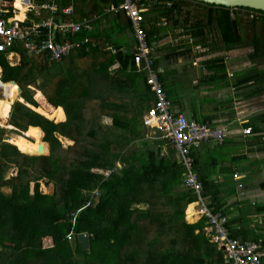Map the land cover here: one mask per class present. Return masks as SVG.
Masks as SVG:
<instances>
[{
    "label": "trees",
    "instance_id": "obj_1",
    "mask_svg": "<svg viewBox=\"0 0 264 264\" xmlns=\"http://www.w3.org/2000/svg\"><path fill=\"white\" fill-rule=\"evenodd\" d=\"M141 2L148 7L144 14L145 38L153 47L155 68L189 54L191 48L215 51L238 46L231 26L233 20L238 25L237 11L264 16L250 9L191 0ZM118 3L74 0L76 19L96 17L93 32L85 30L76 38L69 37L71 42H87V38L88 42L58 61L50 60L47 53H28L25 44L41 41L32 34L15 40L10 49L19 54L18 65H8L3 61L6 53L0 55L1 80L16 82L23 101L2 106L3 123L11 106L7 126L12 129L8 130L34 143L42 136L41 129L49 149L46 156L23 154L7 142L6 129L0 128V264H229L223 251L203 232L206 219L195 224L185 221V209L195 201V195L182 186L184 168L175 156L174 145L159 137L160 132L151 140L149 129L142 126L152 92L146 85L145 72L137 73L133 63L135 37L132 55L120 48L123 40L114 38L115 33L131 25L129 21L121 24L120 14L114 18L105 14ZM189 3L208 8L204 25L190 11ZM161 18L166 19V25L159 24ZM215 28L218 42L209 44ZM168 29L180 31L191 42L161 46ZM106 45L121 50L112 55ZM217 62L212 66L223 68ZM111 67L115 70L109 72ZM160 81L168 98L177 82L165 85L163 78ZM31 85L35 86L30 87L34 96L28 89ZM17 90L16 86L13 95ZM258 122L246 126L258 131ZM59 138L73 144L64 148ZM208 142L190 149L193 170L203 194L209 197L208 207L229 217V237L263 242L264 204L250 203L252 208L238 209L235 207L241 206V201L227 205L237 195L232 175L246 168L237 167L235 171L222 167L214 175L216 166L210 157L205 161L202 152L206 147L210 150ZM242 159L244 156L233 160ZM116 163L122 166L119 170H113ZM206 166L213 168L211 173ZM12 169L16 174L8 177ZM226 174L231 178L219 181ZM253 174L254 168L249 175ZM40 183L52 185V193H42ZM3 188L11 192L4 194ZM259 188L264 189V182ZM252 217L261 219L249 227ZM256 230L260 232L256 234ZM79 233L88 234L87 250L77 241Z\"/></svg>",
    "mask_w": 264,
    "mask_h": 264
},
{
    "label": "crops",
    "instance_id": "obj_2",
    "mask_svg": "<svg viewBox=\"0 0 264 264\" xmlns=\"http://www.w3.org/2000/svg\"><path fill=\"white\" fill-rule=\"evenodd\" d=\"M69 1V4H66ZM20 0V4L17 3L16 0H7L5 3V14L9 20H16L19 22L20 26L23 30H33L37 31V40H51L55 43H65L71 42L69 37L76 38V34H81L85 30L87 33L93 32L92 23L96 20V17H93L95 20L89 19L88 17H84L82 19H76L74 16V0ZM176 1V0H175ZM192 5V8H188L191 12H195V16L198 11H194L193 7H199L200 4L189 3ZM120 5L119 3L114 6L111 5L108 10L105 11V14H110V18H114V15L120 14L121 24L127 23L129 21L124 13L118 11L116 13L110 11L112 7H117ZM16 6V7H15ZM72 7V12L69 15L63 13V10L67 7ZM206 12L208 8L204 5ZM19 8V9H18ZM21 9V10H20ZM186 10V9H185ZM211 10V8H209ZM24 11V12H23ZM242 11L241 17L240 11H237V19H238V33H239V41L236 42L240 44L236 47L225 49L224 47L218 48L215 51H209L207 48H191V52L185 56H180L174 58L172 60L167 61L164 65H160L159 68L161 72L159 74L160 80L163 78L165 85H169L172 82H177V86H185L189 85L193 88H196L197 98L202 99L201 97L211 96L213 95L215 98L208 102V104H204V100H200L201 106L199 110L194 106V95L189 93L179 94L176 98L173 94V91L177 89V86L171 90L170 96L168 97L171 102V109L176 114H183L186 117L192 118L196 122L200 124H207L214 128L222 129L226 133L227 139L222 143H215L209 141L208 143L211 145L213 149L216 147L227 148L229 150L228 154H215L214 157L211 155L205 156V161L210 157L212 165L216 166L215 171H213L214 175L217 171H219L222 167L228 168L230 170H235V164H238L240 167H245V173L248 175L251 173V169L254 168L256 174L255 177H264V16L254 17L252 12ZM20 12L23 13V16H20ZM74 16V17H73ZM18 17L22 19H18ZM230 17H233V12L230 11ZM183 19V17H182ZM203 19V18H202ZM52 23L54 25H80L82 28L78 33L71 32H62L56 30L54 27L52 29H48V23ZM86 23L87 27H83V24ZM206 22L202 23L204 25ZM102 24V23H101ZM146 24V21H145ZM167 24V22H166ZM168 25H170L168 23ZM167 25V26H168ZM201 25V26H202ZM103 26H106L103 24ZM202 26L201 28H204ZM170 30V29H168ZM212 30V28H211ZM218 30V29H213ZM107 31H111V29H107ZM173 31V30H172ZM178 31V30H174ZM205 32H209L208 30H204ZM113 32V31H111ZM212 32V31H211ZM178 33V32H177ZM218 33V32H217ZM215 35V32H214ZM124 36L127 39V45L123 44V47H120L123 50H128V53L132 55L133 49V41H134V32L132 27L125 29L121 33H115L114 38L116 40H123ZM164 39V38H163ZM215 42H218L217 37H214ZM256 39L258 42L256 43ZM188 42L189 38H187ZM210 38H208L209 44L211 43ZM126 41V40H124ZM75 43H79L80 47L88 42L82 41H72ZM164 45L176 44L171 40L164 41ZM79 47V48H80ZM78 48V49H79ZM107 50L111 52L112 55H115L120 48L115 50V48L106 45ZM255 48H257L255 50ZM77 49V48H76ZM74 49V50H76ZM73 50V51H74ZM197 55H194V54ZM220 55H218V54ZM256 54L255 57L251 58L253 54ZM12 56L7 57L5 59L9 62L8 65L16 66L20 62V56L18 53L11 51ZM224 55V56H223ZM221 56V57H220ZM182 63L185 61L186 63L181 65L179 68L182 70V73H179V68L175 62L179 61ZM217 64L223 65V68H217L216 66H212L215 64L213 62L217 61ZM213 61V62H212ZM210 62V64H209ZM229 62V64H228ZM209 64V65H208ZM185 65H189L187 68ZM212 67V68H211ZM196 69V72L194 71ZM199 72L198 75V70ZM115 70V67L109 68V72ZM2 67H1V76H2ZM137 72V71H136ZM138 73V72H137ZM144 73V72H143ZM146 75V73H144ZM210 78H214L213 82H209ZM1 79V77H0ZM162 82V81H161ZM3 84H9L10 82ZM3 85L0 86V93L3 95ZM208 87L207 91L204 89ZM190 88V87H189ZM203 88V89H201ZM194 91L192 88H190ZM150 90V89H149ZM166 92V91H165ZM21 95V94H20ZM20 95H17L20 98ZM202 95V96H201ZM151 101L149 102V107L153 106L155 102V97L152 93ZM2 99V98H1ZM21 99V98H20ZM22 100V99H21ZM216 100V101H215ZM19 101V100H17ZM207 101V100H206ZM23 102V101H19ZM188 105V106H187ZM198 105V103H197ZM227 105V106H226ZM204 107L208 108L210 111L219 110L218 114H204ZM61 108V107H58ZM62 109V108H61ZM203 109V110H202ZM198 110V111H197ZM10 111V109H9ZM8 111V112H9ZM63 111V110H62ZM216 118H211L215 116ZM239 116H245V123L237 122ZM8 117V115H7ZM6 117V118H7ZM208 118H210L209 121ZM204 121V122H201ZM252 121L258 122V131H255L253 127L246 126L250 125ZM246 126V127H245ZM250 127L252 130V135L245 136L242 134V130L244 128ZM260 137V140L257 138ZM255 138V139H254ZM175 156L179 161L180 165L184 168V174L186 172V168L182 165L179 160L177 153L175 151ZM191 156V155H190ZM244 159L234 161L233 159L236 157H242ZM192 160V171L198 178V175L193 170V158ZM209 173L212 171L211 166H206ZM259 169V171H257ZM236 171V170H235ZM234 175H238L239 179H233ZM247 175L244 173H237L232 175V179L237 183L236 188H238L243 184V178ZM224 176V178H223ZM220 177L219 181H224L226 178H231L230 175H223ZM252 176V175H250ZM215 177V176H212ZM256 178V179H259ZM263 179H261L262 181ZM199 181V179H198ZM240 181V182H238ZM241 185H238V184ZM262 183V182H260ZM243 187V188H242ZM241 188L244 190L238 191L236 195V199L233 202L240 199V197L246 200L251 201V204H254V200L249 199V192L254 195L258 193L253 188H249L246 190L245 185ZM238 190V189H237ZM251 190V191H250ZM262 190V189H260ZM264 191V189L262 190ZM247 192V193H246ZM247 194V195H246ZM259 195V194H258ZM202 197H206L203 192H201ZM209 199V197H206ZM232 202V203H233ZM192 209V207H191ZM212 209V208H211ZM193 211V209H192ZM193 214V213H192ZM196 218V221L193 223H197L199 220V216L195 214L192 215ZM187 218V217H186ZM198 220V221H197ZM186 221V220H185ZM187 222V221H186ZM250 222V221H249ZM248 222V223H249ZM264 247V240L261 242ZM261 264H264V258Z\"/></svg>",
    "mask_w": 264,
    "mask_h": 264
},
{
    "label": "built area",
    "instance_id": "obj_3",
    "mask_svg": "<svg viewBox=\"0 0 264 264\" xmlns=\"http://www.w3.org/2000/svg\"><path fill=\"white\" fill-rule=\"evenodd\" d=\"M119 1L120 5L112 7L110 11L114 13L121 11L129 20L136 39V47L133 54L135 69L137 72L146 73V85L155 97L153 107L143 116V124L151 129L153 133L160 132L159 137L167 139L169 143L174 145L179 160L186 168L182 186L195 195V202L192 203L194 213H192L199 216V220L206 219L203 232L210 238L211 242L217 245V249L223 251L225 262L231 264H260V260L264 258L263 244L261 242H243L229 237V231L226 226L229 217H223L219 212L213 213L212 209L205 204L201 196V183L192 171L190 149L198 146L201 142L222 143L227 139L225 131L207 124H200L192 118L172 111L171 102L167 98L159 78L161 69L154 67L153 47L148 44L145 38L144 14L148 11V7L141 2L142 0ZM5 3L6 0H0V55L6 53L9 58L12 56L10 49L13 48L15 40H21L24 36L28 37L30 34L37 36L38 32L34 31L35 29L23 30L18 21L9 20L4 15L6 13L4 9ZM71 12V6L63 10L66 15L71 14ZM252 15L254 17L261 16L256 13H252ZM159 24L166 25V19L161 18ZM47 26L49 27L48 29L54 27L56 30L71 33H78L82 28L80 25H54L50 22ZM83 27H87L86 23L83 24ZM79 46L75 42L55 43L49 39L42 40L39 43L28 42L25 44L29 54L36 56L41 53H47L49 59L53 61H58L69 55ZM2 85L4 84L0 79V86ZM242 134L245 136L252 135L251 128H244ZM233 179H239V176L234 175Z\"/></svg>",
    "mask_w": 264,
    "mask_h": 264
},
{
    "label": "rangeland",
    "instance_id": "obj_4",
    "mask_svg": "<svg viewBox=\"0 0 264 264\" xmlns=\"http://www.w3.org/2000/svg\"><path fill=\"white\" fill-rule=\"evenodd\" d=\"M191 5V4H190ZM191 7H192V5H191ZM194 8V11H198V13H197V15H198V17L196 18V19H198L199 21H201V23H204L205 22V20H206V9H205V7H203L202 5L201 6H199V7H193ZM241 15V17H244V15H242L243 13H242V11H240L239 12ZM194 14H195V12H194ZM203 18V19H202ZM191 22H194L195 21V19L193 18L192 20H190ZM190 22V23H191ZM178 32V33H177ZM213 32H215V35L213 36L212 35V37H217V39H219V37H218V34H217V32L214 30ZM211 37V38H212ZM187 36L185 35V34H183V33H181L180 31H172V30H167V36L164 38V40L163 41H167V40H171L173 43H184L185 41H188L187 40ZM120 40V39H119ZM124 40H126V41H124ZM214 40L215 39H210L209 41L212 43V42H214ZM123 44H125V46L127 45V39H126V37L124 36V38H123ZM164 44L162 43L161 44V46H163ZM218 54V53H217ZM194 55H197L196 53L194 54ZM218 55H220V54H218ZM224 56V55H223ZM221 57V56H220ZM176 63V65L178 66V68L181 66V65H183V64H185L186 62L185 61H183L182 63H180V60L179 61H177V62H175ZM228 64H229V62H228ZM189 65H185V67L187 68ZM198 70V69H197ZM194 71L196 72V69H194ZM199 70H198V75H199ZM179 73H182V70L179 68ZM201 73V72H200ZM30 87L31 88H35V86H33V85H31V86H29L28 87V89H29V91L31 92V90H30ZM192 88L194 91H192L190 88ZM15 89H16V87H15ZM201 89H203V88H201ZM207 89H209L208 87H206L205 89H204V91H207ZM196 93V96H195V98H194V106L199 110V108H200V106H201V102H200V100H204L203 101V103L204 104H208V102L209 101H211V100H214V96L213 95H211V96H206V95H204V96H202L201 98L202 99H199V98H197V92H196V88H193V87H191L190 85L188 86V87H185V86H178L177 87V89L176 90H174L173 91V94L175 95V96H173V98H176L177 97V95H179V94H185V93H189V94H191V95H194V93ZM32 93V92H31ZM33 94V93H32ZM18 90L15 92V95H13V101H12V103L15 101V100H19V101H22L20 98H18ZM33 96H34V94H33ZM17 97V98H16ZM4 98L3 96H2V94L0 93V100H2V99ZM33 99H34V97H33ZM35 100V99H34ZM207 100V101H206ZM216 101V100H215ZM5 104H8V105H10V104H12V103H6V102H4ZM2 104V106L3 105H5V104ZM197 103H198V105H197ZM154 105V104H153ZM2 106H1V108H2ZM188 106V105H187ZM227 106V105H226ZM30 107V106H29ZM38 107V106H37ZM151 107H153V106H151ZM151 107H149L145 112H144V115H146L147 114V111L151 108ZM0 108V109H1ZM31 108V110H32V107H30ZM10 109V108H9ZM204 109V111H203V113L204 114H208V115H210V114H218L219 113V110H217L216 112L215 111H210V110H208V108H206V107H204L203 108ZM202 109V110H203ZM197 110V111H198ZM33 111H35V110H33ZM10 112V111H9ZM9 112L7 113V115H8V117L6 118V121H5V123H0L1 125H3V126H0V128H3V129H6V133H5V136H6V138H14V137H17V135H15L14 134V132H12L11 130H8V129H12V128H8L9 126H7V122H8V118H9ZM36 113H38L37 111H35ZM40 114V113H39ZM41 115V114H40ZM54 115V114H53ZM52 115V116H53ZM185 116H187V115H185ZM45 117V116H44ZM48 119V118H47ZM246 119H248V118H246L245 116H239L238 117V120H237V122H241V123H245V120ZM50 120V119H49ZM64 120H65V118H64ZM63 120V121H64ZM53 122H54V120H52ZM62 121V122H63ZM54 123H61V122H54ZM148 135H149V137L151 138V140H153L154 138V133L151 131V129H149L148 130ZM42 137V136H41ZM8 140V139H7ZM59 140L61 141V144H62V146L64 147V148H66V147H68V146H71L72 144H73V142H71V141H69V140H67V139H64V138H59ZM8 142V141H7ZM42 142H43V138H42ZM67 142H69V143H67ZM9 143V142H8ZM47 148H48V146H47ZM20 152V151H19ZM202 152H203V155H208V154H210L211 153V155L212 156H214L215 154H223V155H225V154H228V152H229V150L227 149V148H224V147H221V148H219L218 149V147H216L214 150L212 149V147L210 148V150L208 149V147H206L205 148V150H203L202 149ZM235 165H237L236 166V168L237 167H240L238 164H235ZM115 167H116V169H113V170H119L122 166L120 165V164H118V163H116L115 164ZM241 168V167H240ZM108 173V172H107ZM238 173H244L245 175H247L246 173H245V171H243V172H238ZM16 174V172H15V169H12V170H10L9 172H8V177L9 176H14ZM223 178H224V176H223ZM256 178H259V177H255L254 175H252V176H250L249 174L245 177V178H243L244 180L242 181L243 182V184L238 188V186H237V188H236V191H237V193H238V191L240 192V190H243L242 188V186L243 185H245V188H246V190L248 189V187L249 188H253V189H255L256 191H258V193L256 194V195H254V194H252L251 195V193L249 192V196H248V198L249 199H252V200H254V202L256 203V204H264V191H262V190H260V188H259V183L260 182H264V177H261V178H259V179H256ZM261 179H263L262 181H261ZM234 181V180H233ZM238 182H240V181H238ZM239 185V184H238ZM246 185L248 186V187H246ZM242 187V188H241ZM238 189V190H237ZM40 190H41V192L42 193H44V194H51L52 193V190H53V188H52V185H45L44 183H40ZM1 191L4 193V194H9L11 191L9 190V189H7V188H3V189H1ZM244 191V190H243ZM251 191V190H250ZM247 193V192H246ZM259 194V195H258ZM247 195V194H246ZM243 197V196H242ZM242 197H240V199H238L237 201H241V206L240 205H238L237 207H235V209H238L239 207H244V208H252V206L250 205V201L249 200H246L245 199V197L244 198H242ZM203 200H204V202H205V204H207V205H209L210 203H209V199L208 198H204L203 197ZM233 200H235L234 199V197H232L230 200H229V203L227 204L228 206L230 205V203L231 202H233ZM235 202V201H234ZM142 208H144V207H142ZM188 208V207H187ZM186 208V209H187ZM185 209V220H186V217H187V210ZM194 210V209H193ZM193 212V211H192ZM194 213V212H193ZM196 215V214H195ZM197 216V215H196ZM193 221H191L190 223L189 222H187L188 224H193L195 221H196V218L193 216V218H192V216L190 217ZM258 218V219H257ZM252 219V221L251 220H249L248 222V226L249 227H253L254 226V223L256 224L257 222H258V220H260L261 218H259V217H252L251 218ZM248 220V219H247ZM198 221V220H197ZM263 228H264V226H263ZM260 231L259 230H256L255 231V233L257 234V233H259ZM44 241H46V240H44ZM262 261H263V258L260 260V264L262 263ZM229 264H231V263H229Z\"/></svg>",
    "mask_w": 264,
    "mask_h": 264
},
{
    "label": "water",
    "instance_id": "obj_5",
    "mask_svg": "<svg viewBox=\"0 0 264 264\" xmlns=\"http://www.w3.org/2000/svg\"><path fill=\"white\" fill-rule=\"evenodd\" d=\"M195 2H201L207 5H215V6H221L224 8H244V9H250L254 11H259L264 13V0H191ZM232 30H233V35L235 37V40L238 42L239 41V33H238V27L236 21L231 22ZM10 84H15L18 87V95L22 93L21 88L16 84V82L11 81ZM15 100L11 106L16 102ZM10 106V108H11ZM35 107H32L34 109ZM39 129V128H38ZM42 133V138L44 136V133L42 132L41 129H39ZM44 143V142H42ZM47 145V143H45ZM48 146V145H47ZM39 151H41V147H39ZM49 154V149L47 150V154ZM44 155V156H46ZM32 156V155H30ZM33 156H39V155H33ZM77 241L78 243L81 244L83 249L87 250L89 247V239H88V234L87 233H79L77 236Z\"/></svg>",
    "mask_w": 264,
    "mask_h": 264
},
{
    "label": "bare ground",
    "instance_id": "obj_6",
    "mask_svg": "<svg viewBox=\"0 0 264 264\" xmlns=\"http://www.w3.org/2000/svg\"><path fill=\"white\" fill-rule=\"evenodd\" d=\"M16 1H17V3L20 4V0H16ZM20 19H22V18L20 17ZM3 61L9 63L7 60H3ZM15 87H16L15 84H10V83L3 85L2 88L4 91L3 92L4 98L2 100H0V108L4 102L12 103V101H13V90L15 89ZM33 110H35V108ZM46 118H49V117H46ZM53 118L54 117H52V119ZM0 123H3V119L1 116H0ZM7 141L10 144L14 145L21 153L26 154V155H46L47 154L48 148H47V145L45 143H42V137H38L34 143H30L29 141H27L21 137H18V136L14 137V138H9ZM67 143H69V142H67ZM39 147H41V151H39ZM192 215H193L192 209L190 206L187 208V218H186L187 222L193 221L190 218Z\"/></svg>",
    "mask_w": 264,
    "mask_h": 264
},
{
    "label": "clouds",
    "instance_id": "obj_7",
    "mask_svg": "<svg viewBox=\"0 0 264 264\" xmlns=\"http://www.w3.org/2000/svg\"><path fill=\"white\" fill-rule=\"evenodd\" d=\"M166 96H167V95H166ZM143 116H144V115H143ZM143 116H142V126L145 127V125L143 124ZM145 128H147V127H145ZM147 129H149V128H147ZM194 202H195V201H194ZM192 203H193V202H192ZM192 203L189 204L187 207H190V206L192 207ZM231 203H232V202H231ZM231 203H230V204H231ZM209 208H210V207H209ZM186 210H187V209H186Z\"/></svg>",
    "mask_w": 264,
    "mask_h": 264
}]
</instances>
